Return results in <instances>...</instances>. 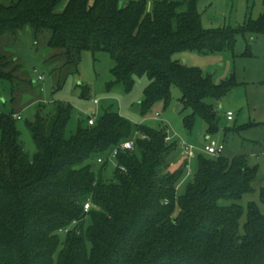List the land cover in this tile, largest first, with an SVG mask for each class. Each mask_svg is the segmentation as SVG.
Instances as JSON below:
<instances>
[{
    "label": "trees",
    "instance_id": "obj_1",
    "mask_svg": "<svg viewBox=\"0 0 264 264\" xmlns=\"http://www.w3.org/2000/svg\"><path fill=\"white\" fill-rule=\"evenodd\" d=\"M60 1L0 3V36L27 26L35 38L47 33L46 45L63 59L60 71L76 72L84 50L105 51L114 63L108 87L121 83L130 91L136 77L146 76L144 114L168 103L175 86L192 111L184 120L189 130L199 116L208 133L217 131V111L204 99H221L233 81L216 84L172 56L264 35V0L259 16L236 29L204 28L199 0H152L149 10L146 0L123 7L118 0H67L61 11ZM5 61L0 53V78L11 80ZM71 113L62 102L38 105L26 123L36 147L30 156L15 112L0 111V264H264V213L255 202L239 229L243 209L236 201L254 192L258 169L245 156L196 152L192 178L178 193L187 161L170 157L177 142L164 140L165 126L132 124L105 110L66 138ZM131 138L134 149L119 150L112 179H103L108 154ZM93 156L104 158L98 172L86 163ZM260 200L264 205V188Z\"/></svg>",
    "mask_w": 264,
    "mask_h": 264
},
{
    "label": "rangeland",
    "instance_id": "obj_2",
    "mask_svg": "<svg viewBox=\"0 0 264 264\" xmlns=\"http://www.w3.org/2000/svg\"><path fill=\"white\" fill-rule=\"evenodd\" d=\"M11 0H0L9 4ZM141 0H118L123 7L129 2ZM263 0H199L198 11L204 28L226 27L236 29L248 19H256L263 10ZM67 0H61L58 10H62ZM152 0H146L147 9H151ZM47 33L35 38L27 26L15 35L0 36V53L5 56V72L10 79L0 78V111L13 110L20 115L16 126L20 132L19 140L27 153L32 156L36 147L31 139L26 123L32 120L38 105L50 108L53 103L62 102L72 106V113L66 125L65 137L75 133L78 123L87 125L89 116L95 114L98 119L105 110L118 112L132 124H147L153 128L165 126L171 135H175L177 147L170 157L175 161L182 157L179 145L181 141L193 145L202 151L208 140L222 142L223 154L228 157L245 156L250 166H257L256 177L251 186L254 192L245 193L237 204L243 209L239 220L242 231L246 219L247 204L255 202L264 213L260 200V189L264 188V35L247 34L238 36L232 45L219 51L199 52L186 50L172 56L189 67L209 75L219 84L232 80L224 96L219 100L206 97L217 111V131L207 132V125L201 117L195 116L193 127L189 130L184 120L191 115L190 108L179 101L180 92L173 86L168 103L156 102L148 112L142 113L140 102L143 90L148 84L146 76L136 77L130 91L118 83L108 87L113 81L111 68L114 65L110 55L105 51L80 53L76 72L72 67L60 71L63 64L59 50L46 45ZM41 75L43 79H38ZM94 100H98L94 103ZM233 115L227 120L226 112ZM159 119H154L155 114ZM102 158V157H101ZM86 163L93 164L98 172L101 168L97 157L93 156ZM195 160L191 161L192 173L177 186L178 193L183 192L187 181L191 180L195 170ZM114 165L111 160L102 170V177H113ZM230 204V201H221ZM89 220L86 221V224Z\"/></svg>",
    "mask_w": 264,
    "mask_h": 264
},
{
    "label": "built area",
    "instance_id": "obj_3",
    "mask_svg": "<svg viewBox=\"0 0 264 264\" xmlns=\"http://www.w3.org/2000/svg\"><path fill=\"white\" fill-rule=\"evenodd\" d=\"M38 79H43V77L41 75H38L37 77ZM94 103H97L98 100H94ZM14 118L16 119H20V115L18 113H15L13 115ZM226 118L227 120H232L233 115L230 111L226 112ZM154 119H159V114H155ZM95 122V114H93L92 116H89L87 119V124L88 125H92ZM136 135H139L140 137H144V135H142L141 133L135 132ZM175 135H171L167 129L165 130V138L164 140L169 142L172 141L174 139ZM179 148L181 149V154L186 158L187 161V166L185 169V175L184 177L190 175L192 173V167H191V161L195 159L196 157V152H198V150L191 144L186 143L184 141H181ZM134 149V138L125 140L123 142H121L117 147L113 148L112 151L108 154L107 159L113 161V159L115 158L116 154L118 153L119 150H133ZM224 150V145L222 142H217L215 140H208L202 151L199 152H203L206 155L209 156H219ZM104 160V158L100 157L97 159L98 162H102ZM115 165V163H114ZM90 207V203L86 202L84 204V210L87 211Z\"/></svg>",
    "mask_w": 264,
    "mask_h": 264
}]
</instances>
